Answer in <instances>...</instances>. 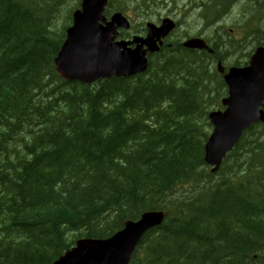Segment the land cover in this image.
Segmentation results:
<instances>
[{
	"label": "trees",
	"instance_id": "16d2710c",
	"mask_svg": "<svg viewBox=\"0 0 264 264\" xmlns=\"http://www.w3.org/2000/svg\"><path fill=\"white\" fill-rule=\"evenodd\" d=\"M79 1L0 0V264L49 263L72 231L106 237L147 209L168 216L131 264H264V131L244 133L217 179L204 162L205 81L232 41L67 82L54 58ZM242 9V42L264 43V0Z\"/></svg>",
	"mask_w": 264,
	"mask_h": 264
},
{
	"label": "water",
	"instance_id": "95a60500",
	"mask_svg": "<svg viewBox=\"0 0 264 264\" xmlns=\"http://www.w3.org/2000/svg\"><path fill=\"white\" fill-rule=\"evenodd\" d=\"M107 0H83L82 10L74 14V26L68 29V38L55 59L57 71L68 80L91 83L101 77L130 76L147 69L145 45L158 49L156 38L174 27L170 18L161 26L148 23L146 38L135 37L133 41L114 42L115 23L128 28L127 19L116 13L110 22L102 15ZM138 43L132 49L130 43ZM186 47L208 49L200 38L189 39ZM220 71H224L219 65ZM229 95L223 99L227 108L209 114L214 125L205 145V161L219 169L222 159L240 139L252 123L264 121V46L258 47L246 67L234 66L224 75ZM165 211H147L139 220H127L124 227L109 238L80 239L74 251L68 252L54 264H129L132 254L151 227L161 224Z\"/></svg>",
	"mask_w": 264,
	"mask_h": 264
},
{
	"label": "rangeland",
	"instance_id": "374dc122",
	"mask_svg": "<svg viewBox=\"0 0 264 264\" xmlns=\"http://www.w3.org/2000/svg\"><path fill=\"white\" fill-rule=\"evenodd\" d=\"M143 0H134L132 6L135 8L138 2ZM214 0H149L148 9H134L133 20L139 22L140 20H158L161 15L171 14L179 17L181 21L179 33L187 32V36H204L211 41L215 38L218 41L222 39L228 43L238 39L245 34L243 20L247 18L242 12L244 1H239L235 5L231 4L227 13L219 18H214ZM213 2V3H212ZM233 5V6H232ZM144 15H141V13ZM165 14V15H164ZM262 19V17H260ZM264 20V19H263ZM220 38V39H219ZM257 37H252L245 43V47L238 48L241 39L236 40L233 45L226 48H220L223 53L230 50L227 54L226 65L233 64L237 61L248 62L249 55L252 49L257 45ZM217 41V42H218ZM213 43V42H212ZM235 45V48H234ZM220 49H217L219 52ZM212 77L205 81L207 83L206 91L211 92L212 95V110L218 109L221 105V99L226 95L223 84L221 85V75L212 67ZM213 80L215 84L213 83ZM210 109V110H211ZM212 128H210V133ZM8 139V135H4ZM188 190V188L186 189ZM182 194L187 195L188 192L184 191Z\"/></svg>",
	"mask_w": 264,
	"mask_h": 264
},
{
	"label": "bare ground",
	"instance_id": "6f19581e",
	"mask_svg": "<svg viewBox=\"0 0 264 264\" xmlns=\"http://www.w3.org/2000/svg\"><path fill=\"white\" fill-rule=\"evenodd\" d=\"M9 49V48H8ZM11 51V50H10Z\"/></svg>",
	"mask_w": 264,
	"mask_h": 264
}]
</instances>
